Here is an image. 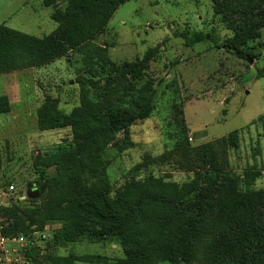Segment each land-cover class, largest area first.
<instances>
[{
	"label": "trees",
	"instance_id": "1",
	"mask_svg": "<svg viewBox=\"0 0 264 264\" xmlns=\"http://www.w3.org/2000/svg\"><path fill=\"white\" fill-rule=\"evenodd\" d=\"M126 1L130 0H65L63 7L52 10L56 27L42 37L0 24V74L42 67L75 52L81 55L78 72L89 76H78L79 104L69 112L50 98L38 108V130L69 128L71 141L35 155L32 167L38 177L28 185L27 203L11 198L0 202V235L24 237L31 244L34 233L48 223L57 226L40 256L33 244L26 250L31 264H264V189L253 188L263 173L229 170V152L239 148L237 130L193 146L183 105L175 103L172 148L144 156L113 189L105 154L109 148L121 153L133 147L131 126L151 116L157 98L155 79L146 70L159 46L132 61L115 63L108 54L109 43L96 41ZM209 1L211 32L181 33L183 47L204 41L218 46L215 32L222 25L231 35L221 39L220 48L253 58L249 44L264 28V0ZM44 3L52 5V0ZM256 76L264 77V70ZM8 110L7 98L0 97V114ZM168 164L193 176L182 184L165 175L140 176L148 166ZM47 169L53 170L49 176ZM83 242L118 244L124 257L56 253Z\"/></svg>",
	"mask_w": 264,
	"mask_h": 264
},
{
	"label": "rangeland",
	"instance_id": "2",
	"mask_svg": "<svg viewBox=\"0 0 264 264\" xmlns=\"http://www.w3.org/2000/svg\"><path fill=\"white\" fill-rule=\"evenodd\" d=\"M65 0H0V24L42 37L50 34L56 24L51 19L53 8L63 7ZM213 13L209 0H130L121 4L102 35L96 41L109 43L112 61L121 63L142 57L151 47L159 46L157 56L149 63L147 76L155 79L157 98L151 116L131 126L133 147L118 153L109 148L107 175L113 189L122 185L129 171L144 156H157L173 146L172 107L182 103L188 128V142L200 145L239 131V148L229 152V170L242 174L258 169L262 176L254 189H264V28L261 36L249 47L252 63L245 57L228 53L221 39L231 35L222 25L216 27L215 43L204 41L193 48L183 47L181 33L203 30L210 33ZM216 21V20H215ZM81 55L69 56L37 68L0 74V97L8 100L9 110L0 114V196L14 203L26 204L28 185L37 181L32 160L37 154L55 151L71 141L69 128L40 131L37 110L46 98L56 100L58 107L69 112L79 104ZM177 61L176 65H173ZM53 173L47 169L45 175ZM169 176L179 184L191 179L193 173L176 164L148 166L140 176ZM13 185L14 189L9 190ZM57 226L47 224L34 233V253L44 252L45 240ZM30 243L12 244L0 253V264H31L26 250ZM60 256L102 255L123 258L120 245L113 243H76L56 250ZM74 264H89L75 262ZM161 264H170L163 262Z\"/></svg>",
	"mask_w": 264,
	"mask_h": 264
},
{
	"label": "built area",
	"instance_id": "3",
	"mask_svg": "<svg viewBox=\"0 0 264 264\" xmlns=\"http://www.w3.org/2000/svg\"><path fill=\"white\" fill-rule=\"evenodd\" d=\"M9 190L12 191L14 189V186L13 185H10L9 187ZM27 243L28 242V239L27 238H24V237H19V238H5L3 236L0 235V250H1V254L5 255L8 250L6 249V244L7 243H11V244H22V243Z\"/></svg>",
	"mask_w": 264,
	"mask_h": 264
},
{
	"label": "water",
	"instance_id": "4",
	"mask_svg": "<svg viewBox=\"0 0 264 264\" xmlns=\"http://www.w3.org/2000/svg\"><path fill=\"white\" fill-rule=\"evenodd\" d=\"M245 59H246V61H248L249 63H252V60H251V58H249V57H246ZM2 198H3V197H1V196H0V202H1V199H2ZM3 200H4V201H6V199H5V198H4Z\"/></svg>",
	"mask_w": 264,
	"mask_h": 264
},
{
	"label": "crops",
	"instance_id": "5",
	"mask_svg": "<svg viewBox=\"0 0 264 264\" xmlns=\"http://www.w3.org/2000/svg\"><path fill=\"white\" fill-rule=\"evenodd\" d=\"M9 245H12L11 243H7L5 246L7 247V246H9Z\"/></svg>",
	"mask_w": 264,
	"mask_h": 264
}]
</instances>
